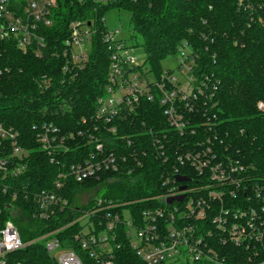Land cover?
Returning a JSON list of instances; mask_svg holds the SVG:
<instances>
[{"label":"built area","instance_id":"obj_1","mask_svg":"<svg viewBox=\"0 0 264 264\" xmlns=\"http://www.w3.org/2000/svg\"><path fill=\"white\" fill-rule=\"evenodd\" d=\"M53 6L54 0H0V43L11 40L23 52L33 48L35 56H43L46 42L39 32L51 25ZM69 30L63 41L65 69L77 73L88 59L94 30L82 21L70 22ZM102 40L109 61L104 91L97 99L94 114L97 124L87 130V143L93 144L92 149L83 161L59 172L52 188L33 191L31 202L28 186L17 188L11 183L2 186L3 192L11 193V217L22 215V208L16 203L20 194L27 209L31 208V218L42 222V231L24 241L14 220L0 222V264H7V254L36 243L44 246L52 264H87L85 257L97 264H119L115 251L123 244L121 232L142 264H264V183H257L254 176L251 183L245 182L244 166L229 154H218L215 141L209 136L182 152L173 147L171 133L196 135L200 127L206 132L215 131L213 110L220 80L200 66L197 73L199 55L187 43L177 51L175 72L162 70L157 76L149 68L137 65L130 49L134 46L127 43L119 29L107 28ZM85 43L89 45L86 51ZM142 99L162 107L166 127L158 131L149 129L151 139L147 146L142 141L116 135L117 124L109 125L123 110L135 111ZM256 107L264 110V99H259ZM196 113H201L202 121L194 118ZM106 131L113 139L103 136ZM18 137L17 130L0 123V149L4 148L5 140H9L11 149L9 155L0 154L2 178L16 179L25 171L26 165L20 160L27 153L18 144ZM213 137L218 134L213 133ZM37 138L51 161L55 150L68 149L53 124L43 123ZM120 140L126 141L125 148ZM149 152L161 159L164 190L144 198L140 210L130 209V202L97 196L99 184L81 188L86 198L91 196L81 205L75 202L77 199L71 202L66 196L67 176L82 182L99 180L105 175L112 181V174L129 175L140 167L141 158ZM172 153L175 162L170 161ZM192 172L198 179L196 186H189L192 178L188 173ZM177 175L188 177V181H177ZM181 185L186 187L179 189ZM181 194L184 195L181 201L168 202L169 197ZM74 227L69 238L59 236L64 229ZM229 245L242 251L229 254L222 250ZM15 264L32 263L18 260Z\"/></svg>","mask_w":264,"mask_h":264},{"label":"trees","instance_id":"obj_2","mask_svg":"<svg viewBox=\"0 0 264 264\" xmlns=\"http://www.w3.org/2000/svg\"><path fill=\"white\" fill-rule=\"evenodd\" d=\"M114 8L129 14L130 43L144 51L140 66L148 64L158 76L162 72L161 61L187 43L198 52L197 73L201 67L220 80L213 110L215 131L206 132L200 127L196 135L171 133L175 151L182 152L209 136L215 141L218 154H229L244 166L245 182L251 183V176H254L257 183H264V110L256 107L257 101L264 99V0H54L52 23L39 32L46 42L43 56H35L33 48L23 52L11 40L0 43V123L19 132L18 144L27 153L20 160L26 165L25 171L16 179L2 178L0 172V222L14 220L24 241L35 237L34 233L27 235L25 229L35 223L42 225V222L31 218V208L27 209L20 194L16 203L21 206L22 215L13 219L9 214L11 193L3 192L2 186L6 183L17 188L28 186L32 194L28 202H31L33 191L52 188L59 172L88 156L93 144L87 143V130L97 124L94 114L97 99L104 91L109 61L102 40L108 28L105 15ZM72 21L85 22L86 26L90 23L94 30L88 59L77 73L65 69L67 56L63 53V41L69 35ZM162 110L156 102L142 99L135 111L123 110L109 125L117 124L116 135L142 141L147 146L151 139L149 129H166ZM194 118L203 120L201 113H196ZM43 123L57 126L58 137H63L64 146L68 148L55 150L53 161L37 138ZM213 133L218 137L214 139ZM103 136L109 140L114 137L107 131ZM120 142L125 148L126 141ZM4 143L0 154L9 155L10 142L5 140ZM173 154L171 162L176 161ZM141 160L143 164L129 175L112 174V181L105 175L99 180L82 182L67 176L64 192L73 202L82 187L102 183L108 189L104 197L130 202L128 207L138 211L145 203L144 198L164 190L161 159L149 152ZM188 174L192 178L189 186H196V175ZM75 229L66 228L59 236L69 238ZM119 238L123 244L115 251L117 262L142 264L128 246L125 233L121 232ZM222 250L229 254L242 251L231 245ZM18 260L52 264L40 243L7 254V264H15ZM84 262L97 264L87 257Z\"/></svg>","mask_w":264,"mask_h":264},{"label":"rangeland","instance_id":"obj_3","mask_svg":"<svg viewBox=\"0 0 264 264\" xmlns=\"http://www.w3.org/2000/svg\"><path fill=\"white\" fill-rule=\"evenodd\" d=\"M105 23L108 27L109 30H114V29H119L120 30V34L127 40V43L130 44V40H129V33H130V28H129V14L125 11L122 10H117V9H110L107 11L106 15H105ZM89 48L88 43H85V45H83V49L86 51ZM133 52V55L136 58V63L137 65H141L144 61V51L141 47H132L130 48ZM188 50V49H186ZM177 59H178V54L175 53L173 55L167 56L166 58H164L161 61V67L162 70H172L173 72H175V68L177 66ZM144 68L148 69V64H144L143 65ZM179 76V75H177ZM101 185V189L96 193L97 196L101 197L102 195H104L108 189H105V186L101 183L99 184ZM81 191V192H79ZM79 194H77L76 196V203H86L89 199L86 198V196L84 194H82V189L79 190ZM91 194V193H90ZM81 205V204H79ZM42 229H41V225L35 223L33 225H30L28 228L25 229V232L27 235H30V233H34L35 236H38L39 233H41ZM61 251V250H60Z\"/></svg>","mask_w":264,"mask_h":264},{"label":"water","instance_id":"obj_4","mask_svg":"<svg viewBox=\"0 0 264 264\" xmlns=\"http://www.w3.org/2000/svg\"><path fill=\"white\" fill-rule=\"evenodd\" d=\"M90 23H88L89 25ZM176 180L177 181H180V182H185V181H188V177L186 176H182V175H177L176 176ZM186 186L185 185H181L179 186V189H184ZM184 198V195L181 194V195H177V196H173V197H169L168 198V202H171L172 200H178V201H181L182 199Z\"/></svg>","mask_w":264,"mask_h":264}]
</instances>
